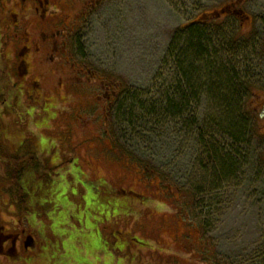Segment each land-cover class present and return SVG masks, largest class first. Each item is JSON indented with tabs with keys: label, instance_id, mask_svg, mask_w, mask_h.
<instances>
[{
	"label": "rangeland",
	"instance_id": "374dc122",
	"mask_svg": "<svg viewBox=\"0 0 264 264\" xmlns=\"http://www.w3.org/2000/svg\"><path fill=\"white\" fill-rule=\"evenodd\" d=\"M57 7L71 20L80 9ZM6 21L0 264H264V0H102L68 57L97 83L61 91L60 77L79 75L65 66L40 95L11 70ZM209 21L210 62L239 91L227 104L238 141L207 79L171 110L186 92L182 31ZM106 86L112 106L96 98Z\"/></svg>",
	"mask_w": 264,
	"mask_h": 264
},
{
	"label": "flooded vegetation",
	"instance_id": "af4514ba",
	"mask_svg": "<svg viewBox=\"0 0 264 264\" xmlns=\"http://www.w3.org/2000/svg\"><path fill=\"white\" fill-rule=\"evenodd\" d=\"M102 0H0V59L3 58L4 49L1 46V16L6 21L7 27L11 30L14 39V57L11 70L18 77L23 87L37 83L38 87L31 92L37 95L43 93L44 85L50 76L56 74L58 70L67 68L72 69V73H79L74 77H60L59 88L61 91H67L78 87L80 81H93L91 76L85 77L84 71L71 66L68 59L69 50L72 47L73 39L77 28L83 20L94 13L96 6L101 4ZM80 5H79V4ZM59 5H70L71 7L80 6L77 13L70 16L65 15ZM73 5V6H72ZM63 14V16H62ZM11 17L14 19L10 21ZM75 24H78L75 26ZM9 25V26H8ZM2 50V51H1ZM64 61V63L62 62ZM50 62V63H49ZM36 64L43 65L49 69L47 74H39ZM66 66V67H65ZM53 73V74H52ZM83 76V77H82ZM38 77L39 80H35ZM104 85L105 80L100 79L99 83ZM108 90L96 96L97 100L104 97L108 99L109 105L116 101L118 92L112 90V86H106ZM76 89V88H75ZM106 94V96H104Z\"/></svg>",
	"mask_w": 264,
	"mask_h": 264
},
{
	"label": "trees",
	"instance_id": "16d2710c",
	"mask_svg": "<svg viewBox=\"0 0 264 264\" xmlns=\"http://www.w3.org/2000/svg\"><path fill=\"white\" fill-rule=\"evenodd\" d=\"M208 19L210 20V18ZM211 22L212 21H209L206 24L205 22L191 24L182 31L181 39L179 40L180 44H182V48L177 50L175 64L177 66L176 69L178 74L182 77L183 84L186 87V92L182 93L180 90L175 92V96H179L180 99L179 106L173 108L172 106L176 105L174 102H171L168 106H171V110H174L175 112L179 107L182 109L184 108L182 103L184 104V102H187L190 97H188L190 91L196 92L198 90L199 94V90H201L199 89V83L203 79L204 81L207 79V82H205L203 86H200V88L202 87L204 90L207 88L209 93L214 96L216 105H221L222 108L225 107L227 110H230L227 105L228 103L230 104V107L232 106V103L233 107L236 106V96L239 95V91L235 92L231 87V80L226 79L228 74L226 75L223 72L218 71L215 72L216 67L213 68L214 64L210 62V50L212 49L213 43L210 36H207L208 32L205 31V28L209 26ZM196 64L202 65L203 70L197 68L195 66ZM245 90L250 91L248 87H246ZM191 97L194 98L195 96L191 95ZM234 113L235 112H231L228 116H225V118L221 117L223 125L226 126V128H221L222 132L224 130L228 134L227 136L229 139L233 138L235 141H238V139L242 137L243 129L239 121H236L234 118Z\"/></svg>",
	"mask_w": 264,
	"mask_h": 264
}]
</instances>
